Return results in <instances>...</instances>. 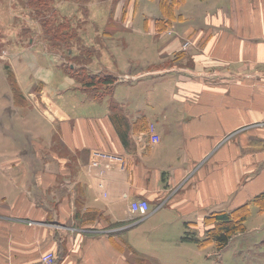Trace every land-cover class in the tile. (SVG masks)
Segmentation results:
<instances>
[{
    "label": "crops",
    "instance_id": "0c3cea01",
    "mask_svg": "<svg viewBox=\"0 0 264 264\" xmlns=\"http://www.w3.org/2000/svg\"><path fill=\"white\" fill-rule=\"evenodd\" d=\"M177 5L173 33L158 30L169 18L158 6L152 43L130 57L112 50L116 107L36 49L5 42L28 104L16 102L0 51V264H41L49 251L55 264L205 263L238 240L250 245L249 264H264V0ZM95 151L108 154L100 167ZM143 199L149 212H133ZM242 211L243 229L225 245L182 239L187 230L206 238L214 213L237 222Z\"/></svg>",
    "mask_w": 264,
    "mask_h": 264
},
{
    "label": "rangeland",
    "instance_id": "374dc122",
    "mask_svg": "<svg viewBox=\"0 0 264 264\" xmlns=\"http://www.w3.org/2000/svg\"><path fill=\"white\" fill-rule=\"evenodd\" d=\"M33 1L0 0V51L4 55L1 58L3 60L1 72L5 70L6 63L11 58L9 53H4L2 50L7 48L5 42L10 39V44H18V46L22 44L45 55L47 67L57 66L65 74L69 72L71 75L68 74V77L73 78L74 83L77 81L78 89L86 90L88 97H96L95 99L101 103L114 105V107L117 104L115 105L111 99L113 86L100 81L101 77L111 74L106 64L118 62L119 58L112 50L122 48L127 57L135 55L136 51L143 47L141 40L149 39L152 43L153 36L150 33L149 22L158 6L161 4L165 12L170 11V8L166 6L168 3L164 2L166 0H161L163 3L160 0H42V4L40 0ZM35 7L38 8L35 9ZM177 7L181 8V5ZM129 10L131 17L127 20L126 14ZM46 18L50 25L44 24ZM165 30L170 34L174 32L173 29L165 28ZM129 34L136 35V39L140 41L135 45V40L126 38ZM187 44L188 42L184 40L182 45ZM23 50L24 48L21 47L18 51ZM176 55L175 53L174 56ZM163 64L169 66L170 63L168 61ZM30 67L34 66L31 64ZM5 71L13 74L7 68ZM8 79L17 102L20 100L21 92L16 78L11 80L8 75ZM121 93V96L127 95L126 92ZM150 93L151 91L145 94L147 96ZM7 96L5 94V97ZM21 103L28 104V100H25L22 94ZM9 110L10 108H5V112ZM23 111H27V108ZM1 114L3 112L0 109ZM47 115L50 113L47 112ZM55 142L54 146L60 148L57 138ZM249 249L250 245L245 240H238L233 243V246L230 245L224 256L212 252L205 263L201 261L193 264H249L250 258L247 257ZM134 260L133 257L132 261Z\"/></svg>",
    "mask_w": 264,
    "mask_h": 264
},
{
    "label": "trees",
    "instance_id": "16d2710c",
    "mask_svg": "<svg viewBox=\"0 0 264 264\" xmlns=\"http://www.w3.org/2000/svg\"><path fill=\"white\" fill-rule=\"evenodd\" d=\"M31 1H33V0H31ZM182 1H184V0H166V1H164L166 4L167 3L170 4V6L168 4L166 5L168 8H170L169 12H167V11L165 12L164 8L160 4V8L162 9V12L164 13V15L168 16L169 18H168V21L163 22L164 26H160L161 25L160 24L161 21L159 19H157L156 23H157L158 28L165 29V28L168 27L169 20L172 19V14L174 12L175 6L177 4H179L180 2H182ZM160 2L163 3V1H161V0H160ZM40 4H42V0H40ZM40 7H42V6H40ZM37 8L38 7H35V9H37ZM54 11H56V10H54ZM43 18H45V17H43ZM44 24L45 25H50V22H49L48 18H46V22ZM68 74H70V73L68 72ZM8 75H9L11 80H14L13 74L11 72L8 73ZM116 79H117V77H115L113 74H106L104 77H101L100 81L103 82V83L109 84V83L115 82ZM13 82H15V81H13ZM262 195H263V193L258 195L256 197V199L261 198ZM88 214L96 216V213H88ZM220 214H222V215H220ZM226 215H227V213H220V212L218 213L217 212V213H214L213 215L207 217L206 220L208 222L209 221L212 222L214 224V227L211 228V229H208L206 231L207 232L206 233V236H207L206 238H201L195 230H187L184 233L182 239L186 240V241L196 242L198 244H203L204 241H206V240H215L221 246L225 245L227 243V241L229 240V238H230V233L234 232V230L237 228V223L239 225L240 231L243 229V222L245 221V219L248 216V211H245V212L242 211L241 213H239V215H237V222L232 221V220H228L227 219L228 215L227 216ZM186 224H187V222H186ZM234 224H236V225H234ZM130 250L134 254H138L137 251L134 248H130ZM137 258H138V260L142 259L140 257H137Z\"/></svg>",
    "mask_w": 264,
    "mask_h": 264
},
{
    "label": "built area",
    "instance_id": "2783aa9c",
    "mask_svg": "<svg viewBox=\"0 0 264 264\" xmlns=\"http://www.w3.org/2000/svg\"><path fill=\"white\" fill-rule=\"evenodd\" d=\"M148 133H149V141L151 143L157 144L160 142L161 136L157 132L156 126L153 123L149 125ZM106 156H108V154L103 151H95L94 158L92 160V166L100 167L102 163L104 162V159ZM109 166L110 164L108 163L104 164L101 173H104L105 169ZM100 186H104V183L101 182ZM149 209H150V204L145 199L133 201L131 204V210L133 212H138L140 214H147L149 212ZM55 261H56V255L53 251L46 252L41 256V264H55Z\"/></svg>",
    "mask_w": 264,
    "mask_h": 264
}]
</instances>
